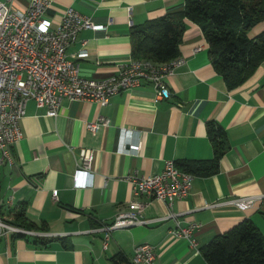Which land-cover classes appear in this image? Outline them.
Returning <instances> with one entry per match:
<instances>
[{
    "label": "crops",
    "instance_id": "crops-1",
    "mask_svg": "<svg viewBox=\"0 0 264 264\" xmlns=\"http://www.w3.org/2000/svg\"><path fill=\"white\" fill-rule=\"evenodd\" d=\"M2 1L17 9L28 3ZM182 2L50 0L46 16L58 21L70 6L105 26L80 29L67 47L68 53L85 49L87 56L78 60L82 76L101 78L131 59V26L179 9ZM262 29L264 21L247 34ZM206 47L199 27L185 20L177 60L163 76L168 93L164 98L154 100L152 83L141 80L112 95L105 105L63 100L54 117L45 116L44 108L32 100L26 102L19 121L22 137L11 145L13 163L0 164V219L10 221L23 203L25 217L43 230L23 237L0 233V264H112L109 258L117 252L131 262L134 246L143 242L153 247L152 264H207L199 248L243 218L264 236V197L245 209L229 202L264 193V60L240 85L227 89ZM98 116L108 123L91 133L85 122ZM207 121L219 124L227 139L217 170L192 176L187 195L172 203L173 216L161 218L167 208L152 200L140 214L156 220L111 229L103 247L100 226L111 222L128 201L137 200L123 177L158 173L167 160L210 159ZM121 128L137 139L135 155L118 151L119 140L126 137ZM81 148L92 152L90 168L74 177ZM176 223L194 225L195 246L169 234Z\"/></svg>",
    "mask_w": 264,
    "mask_h": 264
},
{
    "label": "built area",
    "instance_id": "built-area-1",
    "mask_svg": "<svg viewBox=\"0 0 264 264\" xmlns=\"http://www.w3.org/2000/svg\"><path fill=\"white\" fill-rule=\"evenodd\" d=\"M49 5L50 0H28L25 9H17L8 1L0 0V164L13 163L11 145L22 137L19 121L29 100L33 101L35 107L44 108L45 116L54 117L63 100L82 99L105 105L112 95L137 86L141 80L152 83L156 91L154 100L168 95L163 86V76L170 72L177 58L159 64L145 59H129L119 64L108 76H82L78 60L87 56L85 49L68 53L67 47L75 40L80 29L98 30L105 26L93 23L89 16L70 6L64 9L58 21H52L46 16ZM107 123L106 118L98 116L94 121L85 122V129L93 133ZM122 132L126 133V137L119 140L118 151L135 155L139 150L137 139H133L129 129L121 128ZM78 158L74 177L89 172L91 150L81 148ZM192 176V173L177 168L174 161L167 160L158 173L123 177L137 200L128 201L126 208L118 211L111 222L100 226L104 237L102 246L111 229L156 220L144 219L140 214L152 200L165 204L167 212L161 218L173 216L172 203L187 195ZM52 196L55 197V190ZM260 197H264V193L234 197L229 202L239 209H245ZM168 232L174 238L184 239L192 247L196 244L192 224L180 226L176 223ZM0 233L36 234L34 230L16 226L4 219H0ZM154 255L150 244L139 243L133 248L131 263L152 264Z\"/></svg>",
    "mask_w": 264,
    "mask_h": 264
},
{
    "label": "trees",
    "instance_id": "trees-1",
    "mask_svg": "<svg viewBox=\"0 0 264 264\" xmlns=\"http://www.w3.org/2000/svg\"><path fill=\"white\" fill-rule=\"evenodd\" d=\"M185 20L199 27L210 64L227 89L240 85L264 60V29L253 36L247 34L264 21V0H183L181 8L129 28L130 58L157 64L175 59ZM205 130L212 145L211 158L174 161L177 168L193 175H210L217 170L219 158L228 147L226 135L212 121L205 123ZM8 222L43 230V226H36L25 217L23 203L16 206ZM56 239L61 241L60 237ZM199 253L207 264H264V236L249 218H243L213 236L199 248ZM109 260L112 264H132L120 252Z\"/></svg>",
    "mask_w": 264,
    "mask_h": 264
}]
</instances>
